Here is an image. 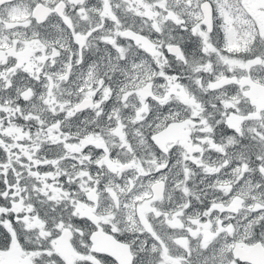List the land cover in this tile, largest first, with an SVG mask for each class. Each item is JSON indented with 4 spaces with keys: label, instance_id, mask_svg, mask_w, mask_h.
<instances>
[{
    "label": "snow or ice",
    "instance_id": "snow-or-ice-1",
    "mask_svg": "<svg viewBox=\"0 0 264 264\" xmlns=\"http://www.w3.org/2000/svg\"><path fill=\"white\" fill-rule=\"evenodd\" d=\"M0 264H264V0H0Z\"/></svg>",
    "mask_w": 264,
    "mask_h": 264
}]
</instances>
